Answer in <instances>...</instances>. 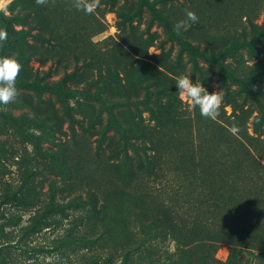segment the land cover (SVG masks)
Returning a JSON list of instances; mask_svg holds the SVG:
<instances>
[{"label": "rangeland", "instance_id": "374dc122", "mask_svg": "<svg viewBox=\"0 0 264 264\" xmlns=\"http://www.w3.org/2000/svg\"><path fill=\"white\" fill-rule=\"evenodd\" d=\"M72 5L0 0V264H264V0Z\"/></svg>", "mask_w": 264, "mask_h": 264}, {"label": "clouds", "instance_id": "9594fccd", "mask_svg": "<svg viewBox=\"0 0 264 264\" xmlns=\"http://www.w3.org/2000/svg\"><path fill=\"white\" fill-rule=\"evenodd\" d=\"M37 4H46L47 0H36ZM77 11L91 14L100 6V0H73L72 5ZM185 17L174 25L177 35L182 29L190 27L198 22V16L185 9ZM7 40V32L0 29V43ZM252 64V61H251ZM22 71V64L15 57H0V109L13 103L18 96L16 82ZM178 96L188 103L192 110L199 109L200 115L206 119H215L219 115L223 96L220 91L209 93L201 83H193L189 75H180L175 83Z\"/></svg>", "mask_w": 264, "mask_h": 264}, {"label": "trees", "instance_id": "16d2710c", "mask_svg": "<svg viewBox=\"0 0 264 264\" xmlns=\"http://www.w3.org/2000/svg\"><path fill=\"white\" fill-rule=\"evenodd\" d=\"M6 117H8V116H6ZM6 119H8V118H6ZM9 119L11 120V122H9V124L11 125L12 128H15V127L21 128L22 127L20 121H18L14 117H9ZM0 259H1V261H3V256L1 254H0Z\"/></svg>", "mask_w": 264, "mask_h": 264}]
</instances>
